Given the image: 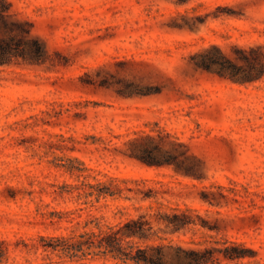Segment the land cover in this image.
<instances>
[{
    "label": "rangeland",
    "instance_id": "obj_1",
    "mask_svg": "<svg viewBox=\"0 0 264 264\" xmlns=\"http://www.w3.org/2000/svg\"><path fill=\"white\" fill-rule=\"evenodd\" d=\"M254 3L0 0L6 17L27 22L30 36L49 54L38 67L0 65V264H120L102 248L68 244L93 226L84 224L87 209L80 208L91 198L78 193L98 178L114 179L121 190L101 199L112 205L104 208L110 219L112 208L122 206L121 213L132 215L141 211L137 207L156 215L173 208L206 211L207 204L172 195L193 183L251 191L220 210L235 218L260 213L253 228L227 232L260 253L216 264H264V53L247 75L252 79L248 73L228 81L177 69L207 40L263 47L264 25L256 20L264 18V1ZM119 58L139 60L145 69L156 63L172 79V86L163 83L164 90L172 87L169 99L130 97L133 87L123 84L127 70L114 64ZM125 76L137 86L152 83L145 74ZM148 135L154 143L166 136L161 153L189 145L184 164L194 159L207 165V178L129 160L126 152L137 151L139 138L149 141ZM134 191L139 201L124 197ZM193 237L213 238L203 230L194 236L159 232L154 242L166 243L165 264H174L172 245Z\"/></svg>",
    "mask_w": 264,
    "mask_h": 264
},
{
    "label": "trees",
    "instance_id": "obj_2",
    "mask_svg": "<svg viewBox=\"0 0 264 264\" xmlns=\"http://www.w3.org/2000/svg\"><path fill=\"white\" fill-rule=\"evenodd\" d=\"M262 1L264 0H255L253 6L259 7ZM256 21L264 25V18ZM0 30L11 32L4 36L0 31V65L11 63L38 67L44 64L46 58H49L43 43L30 36L29 24L23 20L7 18L1 8ZM192 49L181 62H178L177 69L180 73L199 72L204 75H215L220 80L227 79L228 81L233 80L239 73H248L244 74L245 77L252 79L247 75L258 62V54L261 51L264 53V46L248 47L236 40H227L223 44L207 40L206 43L198 44ZM114 64L117 68L127 70L124 72L123 84L125 87H133L129 93L130 97L159 94L169 99L172 87L169 90H164L163 83L166 80L165 84L172 86V79L161 72L156 63L145 69L143 66L145 64L142 65L139 60L119 58ZM125 73L130 75L145 74L152 80V83L143 86L134 85L132 80L127 79ZM85 81L91 82L87 79ZM147 137H151V140L142 142L144 139L139 138L140 148L137 151L126 152L125 155L129 160L135 159L146 167L171 168L174 174L188 175L197 179L207 178L205 176V172L208 170L207 165L201 166L199 161L194 159H191L188 164H184V160L191 155L189 145L180 144L174 148L173 152L167 150V152L161 153L159 145L166 136H159L160 139L157 143L152 142L153 136L148 135ZM82 193L86 198H91L88 205L80 206L81 209H87L84 224H93V226L80 234L79 238L69 237L68 244L74 249H83V245L102 248L99 250L110 254L112 257L109 259L112 261L117 262V259L120 258V264H127V260L133 261V264H165L164 247L166 243L154 242L157 233L169 232L172 236L190 233L194 236L199 230H203L209 232L213 238L197 240L193 237L178 240L174 246L172 245L176 258L174 264H216L224 260L254 258L260 253L257 247L248 244L245 240L230 238L227 235L229 229L253 228L259 221L260 213L251 210L250 214L235 218L236 214L220 210L223 206H228L236 201L242 202L249 193L252 194L247 189L193 183L187 192L180 191L172 193V195L182 200L190 199L207 204L211 208H207L206 211L173 208L171 211L163 210V214L156 215L154 212L137 207V210L141 211L132 215L121 213L124 206L121 208L116 206V210L112 208L113 218L111 219L106 215L104 208H110L112 205L105 200L101 202V199L113 196L115 193L120 195L121 190L114 179H110L107 183L99 178L96 182L86 181L78 194ZM134 193L133 196L125 194L124 197L139 201L137 192L134 191ZM91 195L93 197H90Z\"/></svg>",
    "mask_w": 264,
    "mask_h": 264
}]
</instances>
